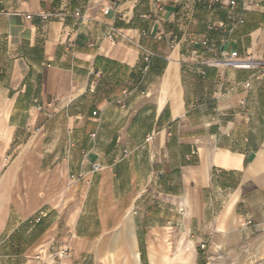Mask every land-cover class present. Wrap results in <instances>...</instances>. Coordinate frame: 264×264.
I'll use <instances>...</instances> for the list:
<instances>
[{
	"label": "crops",
	"instance_id": "obj_1",
	"mask_svg": "<svg viewBox=\"0 0 264 264\" xmlns=\"http://www.w3.org/2000/svg\"><path fill=\"white\" fill-rule=\"evenodd\" d=\"M162 1L0 0V264H212L264 232V73L203 64L264 60V0Z\"/></svg>",
	"mask_w": 264,
	"mask_h": 264
},
{
	"label": "rangeland",
	"instance_id": "obj_2",
	"mask_svg": "<svg viewBox=\"0 0 264 264\" xmlns=\"http://www.w3.org/2000/svg\"><path fill=\"white\" fill-rule=\"evenodd\" d=\"M218 250H222L220 246ZM230 261L212 264H264V232L246 233L238 221H234L233 239L228 242L227 255Z\"/></svg>",
	"mask_w": 264,
	"mask_h": 264
},
{
	"label": "built area",
	"instance_id": "obj_3",
	"mask_svg": "<svg viewBox=\"0 0 264 264\" xmlns=\"http://www.w3.org/2000/svg\"><path fill=\"white\" fill-rule=\"evenodd\" d=\"M215 2L219 4L224 3L223 0H215ZM226 4L228 7L234 8L237 5V0H227ZM153 8L155 12H162L164 10V2L162 0H154ZM108 12H109V9L106 11V13ZM240 21L243 22V19L240 18ZM118 36L119 34L116 29H110L105 37L109 40H115ZM203 45L206 46L209 51H213V48L208 46V43L206 41L204 42ZM197 59H198V54L196 52L192 53V55L190 56V60L193 62H196ZM203 64H208L212 67L224 68V69H227V68L238 69V70L255 69V70H259L264 73V60L258 61V60H254L251 57H247L243 59L240 57L237 51H233L229 53L223 52L220 58L215 57L211 61L203 62ZM97 169L98 167L95 168V170ZM71 179L72 180L76 179V176H72ZM245 223L246 225H253V220L248 219L246 220ZM203 247H205V245ZM66 252H67V249L63 251V253H66ZM37 258L40 259L39 256Z\"/></svg>",
	"mask_w": 264,
	"mask_h": 264
}]
</instances>
